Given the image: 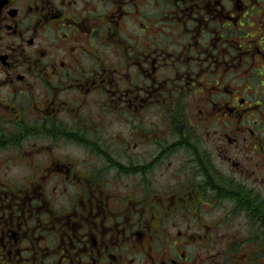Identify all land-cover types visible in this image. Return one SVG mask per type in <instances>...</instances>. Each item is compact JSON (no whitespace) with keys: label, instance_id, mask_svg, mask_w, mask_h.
<instances>
[{"label":"flooded vegetation","instance_id":"1","mask_svg":"<svg viewBox=\"0 0 264 264\" xmlns=\"http://www.w3.org/2000/svg\"><path fill=\"white\" fill-rule=\"evenodd\" d=\"M0 264H264V0H0Z\"/></svg>","mask_w":264,"mask_h":264}]
</instances>
